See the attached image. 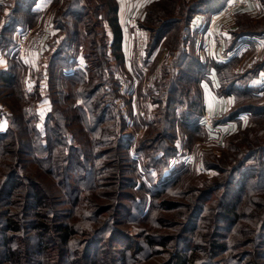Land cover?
I'll use <instances>...</instances> for the list:
<instances>
[{"label": "trees", "instance_id": "obj_1", "mask_svg": "<svg viewBox=\"0 0 264 264\" xmlns=\"http://www.w3.org/2000/svg\"><path fill=\"white\" fill-rule=\"evenodd\" d=\"M36 1L0 2V53L9 52L0 71V117L7 120L0 131V264H264V88L254 84L264 58L244 71L236 70L241 57L202 58L190 28L194 16L210 18L226 0L145 7L138 24L147 34L148 84L136 61L133 75L121 71L116 0H52L58 33L27 89L26 67L10 53L18 33L35 26ZM233 18L228 49L264 35V18ZM163 51L167 63L155 71ZM210 68L215 94L234 97L214 124L239 129L224 136L219 157L202 159V169L216 174L199 185L179 159L208 135L199 84ZM41 81L50 106L43 120L36 112ZM135 81L141 111L131 116L127 92ZM241 115L248 116L244 128Z\"/></svg>", "mask_w": 264, "mask_h": 264}, {"label": "crops", "instance_id": "obj_2", "mask_svg": "<svg viewBox=\"0 0 264 264\" xmlns=\"http://www.w3.org/2000/svg\"><path fill=\"white\" fill-rule=\"evenodd\" d=\"M118 4V19L119 23L123 30V44L122 51L124 55V66L129 70L131 68L133 72L134 65V55L136 50L141 51L145 56V44L147 42V34L139 27V21L144 17V9L150 3L157 0H116ZM231 0H226L223 4V7L230 2ZM0 2H6V0H0ZM134 6L137 7L138 15L137 19L131 18L129 21L124 22L122 19V14H125V10L128 9L126 15L131 14L133 16L135 14ZM222 7V8H223ZM129 8L132 9L131 13ZM33 10L36 13H39L38 20L31 30L30 42L26 47L25 52L22 55L16 57L22 62V64L26 67V76H25V87L27 89H33L36 83L35 74L40 69L44 68L46 65V59L48 53L53 49L51 45H53V41L55 40L58 30L53 27L52 19H53V8H52V0H37ZM236 13H243L251 18H264V8L261 4L260 0L258 2H250L246 8H240ZM136 17V16H135ZM127 22V23H126ZM234 18H225L220 14L215 13L211 15L210 18H206L204 15H196L191 21L190 28L191 30H197L198 35L195 42V50L196 53L202 58H207L208 60L212 59L215 61H227L233 57H241V62L237 67V71H244L249 68L253 61L262 60L264 58V35L261 37L252 36V37H244L239 46L233 49H228L233 37L231 35L232 31L236 29ZM108 39L111 41V34L109 29H107ZM16 36V34H15ZM32 49L29 52V45ZM28 48V49H27ZM205 51V52H204ZM205 53V56L203 55ZM9 52L7 50H3L0 53V71L7 67V55ZM10 54H16L13 50ZM127 56L130 55L131 60L130 63L126 60ZM155 56H167L166 51L161 52L160 55L155 54ZM81 58V57H80ZM83 59V58H82ZM132 61V64H131ZM78 63L80 65H84V62H80L78 58ZM147 68V72H143V79L145 78V84H148L149 78L151 76V67L145 66ZM157 71V70H155ZM154 71V72H155ZM130 75L133 73L128 71ZM208 80H202L199 84L202 96H203V107L206 111H213L219 113V116L223 115L225 112L230 110L234 105V97H219L215 94V90L219 86V81L216 75V72L213 68L209 69L208 72ZM136 82V81H135ZM136 84L134 83L133 88L129 89L127 95L131 97L130 104L131 107L135 108V112L133 115L137 113L136 104H137V95H136ZM254 84L259 85L264 88V73H260L259 77L254 80ZM40 96L41 99L36 106L37 114H39V110L42 106L46 105L48 112L49 100L46 98L45 92L43 90L44 81L40 83ZM121 90L122 87H121ZM261 96L264 97V91L260 93ZM140 99V98H139ZM141 100V99H140ZM135 105V106H133ZM151 110L153 107L151 106ZM43 114L44 116L46 115ZM39 119L41 116L39 115ZM240 126L244 128L248 124V116L241 115L239 117ZM7 127V120L5 117H0V130H5ZM223 130L228 129L225 132V136L229 134H234L238 131V124L236 122H229L226 125L221 126ZM226 128V129H225ZM227 133V134H226ZM186 152V151H183Z\"/></svg>", "mask_w": 264, "mask_h": 264}, {"label": "rangeland", "instance_id": "obj_3", "mask_svg": "<svg viewBox=\"0 0 264 264\" xmlns=\"http://www.w3.org/2000/svg\"><path fill=\"white\" fill-rule=\"evenodd\" d=\"M133 10H135V14L133 16H131V14L126 15L127 12H128V9L125 10V14L124 13L122 14V19L124 20V22L127 21V19L130 21L131 18H134V20L137 19V15H138V10L139 9L134 6V9ZM129 11L131 13L132 9L129 8ZM28 42H30V41H28ZM27 45H28V43H27ZM30 46H33V44L31 43L29 45V47H28L29 49L27 48L29 50V52L32 50L30 48ZM126 57H127L126 58L127 62L130 63V60H131L130 55L127 56V54H126ZM79 60H80V62H84V60L82 58H80V57H79ZM133 60H135V58H133ZM166 63H167L166 57H164V56L163 57L162 56L161 57L158 56L157 57V61H156V67H155L154 70L161 71V69L163 68V66ZM123 64H124V62H123ZM123 64H122L121 71L123 70V68H125V66ZM131 64H132V61H131ZM123 71L125 73H127V74H129L128 71H130V73L132 72V70H131L130 67H129V70L128 71H127V69H124ZM134 83L136 84V82H134ZM143 104H145V103H143ZM133 106H135V105H133ZM38 110H39L38 116L40 115L41 116V120H43V118H44V115L43 114H45L46 113V110H47L46 105L42 106ZM136 111H137V113L141 111V107H139V105L136 106ZM134 112H135V108L132 107V115L131 116H134L133 115ZM215 113L219 116V113H217V112H215ZM237 129H238V127H237ZM0 131H3V130H0ZM224 131H227V133H228L229 130L226 129V130H223V132ZM229 135H231V134H229ZM224 143L225 142H222L221 144H220V142L219 143L213 142V138H210L209 135L206 134L205 140H203V141H200V140L194 141L190 145V148L184 149V151H186V152H183L181 154L179 160H180L181 163H184L185 165H188V167H190V169H193V171H195V174L196 175H195V177L193 179L196 182V184H199L200 185L202 183V180H204L206 178H209V177H212V176H214L216 174V172L213 171V170H209V171L206 170L205 171L204 169H202V159H204L205 157H208V156L210 157V155H214L216 157H219L221 155V153L223 151H225L223 149ZM176 145H177L178 149L182 150V143H181V141L178 140L176 142ZM167 175H169V174H167V171H166L163 176L166 177ZM143 179L146 182L145 184H147V180H146V178L144 176H143ZM141 182L142 181L140 180V183ZM212 260L215 261V262H217V263H219L221 261V259H212ZM262 263H264V261Z\"/></svg>", "mask_w": 264, "mask_h": 264}, {"label": "built area", "instance_id": "obj_4", "mask_svg": "<svg viewBox=\"0 0 264 264\" xmlns=\"http://www.w3.org/2000/svg\"><path fill=\"white\" fill-rule=\"evenodd\" d=\"M258 1L259 0H231L218 12V14L225 18H233L240 8H246L250 2ZM31 32V30H28L21 34L18 33L16 36L14 49L17 56L22 55L25 52ZM203 55L205 56V53H203ZM134 58L138 66L141 67L144 72H147V68L144 66V54L141 51L136 50ZM217 117L219 116L215 112L203 110L200 121L202 126L207 130L209 137L213 138V142H220L221 144L225 133L220 125L214 124V119Z\"/></svg>", "mask_w": 264, "mask_h": 264}]
</instances>
